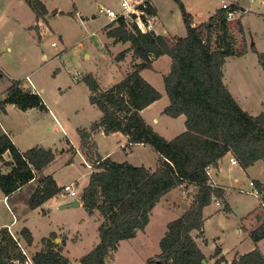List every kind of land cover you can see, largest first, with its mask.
<instances>
[{"label":"trees","instance_id":"trees-1","mask_svg":"<svg viewBox=\"0 0 264 264\" xmlns=\"http://www.w3.org/2000/svg\"><path fill=\"white\" fill-rule=\"evenodd\" d=\"M187 35L178 37L154 32L142 33L124 21L109 23L105 34L113 44L128 43L116 59L124 60L132 53V70L117 84L102 91L91 75L83 79L89 87L90 102L101 117L89 130L79 129L81 149H87L94 171L82 190L81 201L89 216L98 215L99 243L80 259L81 264H111L120 243L137 237L150 222L153 209L174 189L186 192L189 207L179 218L167 224L159 242L160 252L147 264H264V254L257 247L228 262L216 247L210 263L197 243L204 237V210L213 201L224 199L222 187H212L206 167L217 170L221 160L232 155L243 169L264 163V111L253 116L237 102L224 82V65L228 57L242 56L246 48L238 50V38L227 20L226 11L217 12L210 20L195 24L181 0ZM37 19L48 14L42 0H26ZM237 29L243 33L240 22ZM255 50V49H254ZM163 56L171 58V70L164 76V87L170 104L163 114L171 118L184 116L186 130L172 140L156 132L142 116V111L162 98L141 74L153 69L154 62ZM264 69V54H259ZM12 104L22 111L32 108L47 110L42 96L32 93L23 80H14L0 101V110ZM102 130L106 135L121 133L127 146L142 144L151 147L159 156L155 169L135 166L127 161L116 162L92 152L90 139ZM96 145V144H95ZM75 149L71 146V150ZM9 153L11 161L4 156ZM56 158L52 148L35 146L21 151L6 133H0V189L5 197L18 192L37 179ZM98 162V163H97ZM261 192L260 208L264 203V183L255 181ZM194 191L190 195L189 188ZM52 176H43L31 194L30 209H38L50 199L62 194ZM225 208L229 211L228 204ZM255 215L258 226L250 232L254 243L264 239V217L259 209ZM197 233L196 236L194 233ZM29 248L34 238L29 228L18 234ZM56 232L41 240L42 248L32 257L34 264H70L63 255L66 238L61 244ZM18 242L8 228L0 229V264H26Z\"/></svg>","mask_w":264,"mask_h":264},{"label":"rangeland","instance_id":"rangeland-1","mask_svg":"<svg viewBox=\"0 0 264 264\" xmlns=\"http://www.w3.org/2000/svg\"><path fill=\"white\" fill-rule=\"evenodd\" d=\"M42 1L47 6L48 14L39 23L26 0H0V101L5 99L6 90L14 80L28 82L27 77L32 79L46 105L56 113L63 126L58 128L48 117L35 124L36 127L44 125V134L36 143L50 147L56 153L55 160L46 168L48 170H45L61 172L58 177L60 182L75 183L74 187L79 193L86 186L90 171L81 157L87 160L89 151L81 149L78 130H89L101 117L100 110L90 102L89 87L83 78L93 76L100 89L105 91L120 82L137 61L132 53H128L124 60L118 61L117 55L126 50L129 44H113L105 34V27L110 20L100 14L99 9L103 6L119 10L118 0ZM221 1L181 0L185 9L193 15L196 24L210 20L220 8ZM225 1L237 3L248 11L229 21L238 38V50L246 48V53L227 58L224 65V82L234 90L243 104L246 99L243 96L246 95L249 101L257 105V109L251 114L257 116L264 110V69L259 57V54H264V0ZM153 2L160 34L164 32L166 35L186 36L187 28L180 4L176 0ZM238 22L242 24L243 33L237 29ZM170 67L171 58L165 56L157 63L155 69H145L141 74L156 89L166 94L163 78ZM41 89H44V92H41ZM165 101L160 102L156 112ZM6 111L14 122V128L28 125V120L20 117L25 115L22 114L24 111L11 104L6 105ZM5 113L0 110L2 122ZM27 113L34 114L37 110ZM152 114L154 111L145 113L146 119L151 123ZM159 119V123H153L154 130L166 139L172 140L181 134V123L176 122L174 118L162 114ZM6 127L9 128L7 124ZM117 137L104 134L92 136L89 140V145L93 147L92 152L96 150V141L101 155L117 148L115 159L130 160L141 166L156 168L159 156L151 147L134 148L128 159L126 151L120 148ZM69 142L75 146L74 152L71 151ZM19 144L20 148H27L24 143ZM66 147H69L71 152H67ZM227 157L220 169L212 173V178L225 187L224 199H217L205 208L204 237L197 238L198 245L209 259L218 246L227 260L256 247L264 254V239L256 244L250 237L253 224L258 223L255 215L250 214L259 209L264 217V207H259V197L240 193L238 190H249L251 180L264 181V163L259 161L250 168L243 169L239 164L232 165L230 156ZM90 169L94 171V165ZM236 178L239 182H236ZM30 189L18 192L6 204L0 189V225L10 224L14 215L19 219V223L13 229L17 230L23 225L29 227L33 231L35 246H40L43 237H47L50 232L63 228L69 237L67 250L71 258H78L90 252L98 242L99 222L90 218L84 208L56 209L57 199L47 203L44 212L42 207L40 210L30 209L26 198ZM188 190L191 195L194 188L190 187ZM63 197L67 199L58 198L57 201L65 202L78 198L69 195ZM226 204L230 208L229 211L225 208ZM188 207L186 192L179 189L169 192L152 211L147 227L148 235L141 234L135 242H123L111 264H147L150 257L160 252L159 242L167 230V224L179 218ZM244 226L248 230H245ZM196 234L195 232L194 235ZM74 236L78 238L76 243L71 241ZM28 253L33 257L35 251L31 248Z\"/></svg>","mask_w":264,"mask_h":264},{"label":"crops","instance_id":"crops-1","mask_svg":"<svg viewBox=\"0 0 264 264\" xmlns=\"http://www.w3.org/2000/svg\"><path fill=\"white\" fill-rule=\"evenodd\" d=\"M223 1V0H222ZM222 1H221V3H222ZM156 9V8H155ZM219 9H221V5H220V8ZM218 9V10H219ZM157 13V12H156ZM95 18V17H94ZM37 19V18H36ZM41 20H43L42 18H40V19H37V22H41ZM196 24V23H195ZM197 25V24H196ZM42 26V25H41ZM158 30H159V22H158ZM160 33V32H159ZM163 34H165L164 32H162ZM45 58H46V56L44 55L43 56V59L45 60ZM163 58H165V56H163V57H160L159 59H157L155 62H154V64H153V69H155V67H156V65H157V63L160 61V60H162ZM171 64H172V62H171ZM170 70H171V67H170ZM170 70H169V72H170ZM168 72V73H169ZM167 73V74H168ZM167 74H165V75H167ZM164 75V76H165ZM28 78H30V77H27L26 79H28ZM31 79V78H30ZM19 80H21V79H19ZM32 80V79H31ZM245 81L247 82V78H246V76H245ZM23 82H24V85H25V87H27V88H29L30 87V85H29V82H26V81H24L23 80ZM33 82V81H32ZM34 83V82H33ZM36 86V85H35ZM228 88H229V90H230V92L232 93V95L235 97V99L237 100V102L239 103V105L245 110V111H247L249 114H253V110H256L257 109V105L255 104V103H252L251 101H249L247 98H248V96H243V98H246L245 100H244V104H243V102L240 100V98H239V96H237V94H235V92H234V90H232L231 89V87L228 85ZM38 89V88H37ZM39 91V90H38ZM41 92H44V89H41ZM42 96V95H41ZM6 98V97H5ZM167 98V99H166ZM42 99H43V101H44V103H45V105H46V101H45V99L43 98V96H42ZM162 100H166L165 101V103L163 104V106L160 108V109H158V111L156 112L155 110H156V108H159V104H160V102L162 101ZM170 104V100H169V97L167 96V94H163L162 93V98L160 99V100H158V101H156L155 103H153L152 105H150L149 107H147L146 109H144L141 113H142V116H143V118L146 120V122L149 124V125H151L152 127H153V129H155L154 128V126H153V123L154 124H156V123H159V121H160V119H159V117H161V115L163 114V110H164V108L166 107V106H168ZM12 105V104H11ZM14 106V105H13ZM158 106V107H157ZM263 106H264V104H263ZM263 106H262V108H263ZM15 108H17L16 106H14ZM46 107H47V110H41V109H39V108H32V109H29V110H26V111H24L25 113H22V114H25V115H22V116H20L21 117V119H27L28 120V125H20V128H14L13 126H14V122L13 121H11V119H10V117H9V113H8V111H6V108H5V116L3 117V120H4V122H2L1 120H0V133H6V134H9L10 135V137H11V139H12V141H13V143L18 147V149L19 150H21V151H26V150H28V149H30V148H32V147H35V146H41L39 143H36L37 141H39V138L44 134L43 132H42V126H44V125H42L41 127L40 126H35V124L37 123V122H40L42 119H44L45 117H48V118H50L51 120H52V122L58 127V128H60V126L61 127H63L62 126V123H61V121L59 120V118L57 117V115H56V113L54 112V111H52V110H50V108H49V106H48V104L46 105ZM18 109V108H17ZM20 110V109H19ZM32 110H37V113H34V114H28L27 112H30V111H32ZM154 111V114H152V116L150 117L152 120V123L151 122H149L147 119H146V117H145V113H147V112H149V113H152ZM264 111V110H263ZM262 111V112H263ZM175 120H176V122H178V123H181V126H180V128L182 129L181 130V133H183L185 130H186V126H185V122H186V118L184 117V116H180V117H178V118H174ZM177 123V124H178ZM6 124L9 126V128H7L6 127ZM14 131H17L16 133H13ZM13 133V134H12ZM96 134H104L105 136H107L102 130H100V131H98V132H96L95 133V135ZM94 134H93V137L95 136ZM111 135H114V136H118L117 138H118V140L119 141H117L118 142V144H119V146H120V148H122V149H124L125 151H126V157L129 159V157L132 155V151L131 150H133L134 148H136V147H147V146H145V145H142V144H138V145H135V146H127V144H128V140H127V138L125 137V136H123L121 133H113V134H110V136ZM95 140V139H94ZM24 143L25 145H26V147L27 148H25V149H22V148H20V144L19 143ZM95 146H96V152L100 155V156H102L103 158H107V157H110L112 160H114V161H116V162H125V161H127V162H129V163H131V164H133V165H135V166H141V165H139V164H137V163H133L132 161H130V160H117V159H115L114 158V154H115V152H116V149L117 148H113L111 151H109V152H106V154L105 155H101L100 153H99V150H98V147H97V142L95 141ZM32 145H34V146H32ZM79 145H80V143H79ZM71 146L72 147H74L75 148V146L74 145H72L70 142H69V147H70V149H71ZM42 147H45V146H42ZM69 147H66V151L67 152H74L73 150H71L70 151V149H69ZM46 148H50V147H46ZM77 150V149H76ZM129 150V151H128ZM228 156V155H227ZM224 157L222 160H221V162H220V166H221V164L224 162V159L225 158H228V157ZM229 158H230V161L233 159V157H232V155H230L229 154ZM82 157V156H81ZM4 159L6 160V161H11V155L9 154V153H7L5 156H4ZM87 160H88V162H90V163H92L93 164V162L91 161V160H89V158L87 157ZM158 161H159V157H158V159H157V162H156V165H158ZM231 164H232V162H231ZM85 165V164H84ZM144 165V164H143ZM232 165H234V164H232ZM49 166V165H48ZM47 166V167H48ZM86 166V165H85ZM220 166H219V168H218V170L220 169ZM46 167V168H47ZM157 167V166H156ZM45 168V169H46ZM86 168H88L87 166H86ZM148 168V167H147ZM150 168H152V166H150ZM44 169V171H42V173L37 177V179L36 180H34L33 182H31V183H29L27 186H25L23 189H21V190H19L18 192H22V191H24V190H26V189H28V188H31L29 191H28V193H27V196H26V198H27V201H29V198H30V196H31V194L34 192V190H35V188H36V186H37V184H38V179L40 178V177H43V176H52L55 180H56V182H57V184H58V186L59 187H61V188H63V186H65V185H67V184H74V185H76L75 183H62V182H60V179L58 178L59 177V175L61 174V172H57L58 170H56V171H51V172H48V171H46V170H48V169H46L45 170ZM89 169V178H88V182H87V184H86V186L88 185V183H89V179H90V175H91V173L93 172V170H91L90 168H88ZM152 169H155V168H152ZM215 170H213V172H214ZM212 172V173H213ZM212 180L219 186V187H222L224 190H225V187L223 186V185H221V184H219L218 182H217V180L216 179H213L212 178ZM236 180V182H239V179L238 178H236L235 179ZM257 180V179H256ZM256 180H254V181H256ZM257 181H259V180H257ZM250 182V181H249ZM260 182H262V181H260ZM262 183H264V181L262 182ZM86 186H84L80 191H79V193H78V198H76V199H80V206L78 207L79 209L80 208H84V206H83V202L81 201V193H82V190L86 187ZM239 189H244V188H239ZM251 190V188H250V186H249V191ZM77 191V190H76ZM18 192H16V193H14V194H12V195H10L9 197H5V195H4V198H3V202H5V204L7 203V202H9V200L11 199V197L12 196H14L15 194H17ZM225 192V191H224ZM66 195H68V194H66ZM66 195H63V194H60V196H61V198L62 199H67V198H65V197H63V196H66ZM70 196V195H69ZM59 196H56V197H54V198H52V199H50L48 202H46L44 205H43V207H42V209H43V212L44 211H46V208H44V206H46L47 205V203H49L50 201H52V200H55V199H57V200H59V199H61V198H59ZM165 198V197H164ZM75 199V200H76ZM55 201V202H57L56 204V209H63L64 207V205L65 204H67V203H70V202H72V201H75L74 200V198L72 199H70V200H66L65 202H59V201ZM63 201V200H62ZM189 203V202H188ZM28 206H29V204H28ZM30 208V207H29ZM71 208H74V207H71ZM65 209H67V208H65ZM36 210H40L39 208L38 209H36ZM84 210H85V208H84ZM80 212V211H79ZM88 214V213H87ZM78 215V214H77ZM89 215V214H88ZM13 221L10 223V224H7V223H4V224H1L0 225V229L1 228H10L11 229V231H13V232H15L16 234H18L24 227H27V226H25V225H23V226H21L19 229H17V230H14L13 229V227L16 225V224H18L19 223V219H17L14 215H13ZM90 218H92V219H94V221L95 222H99V225H100V217L98 216V215H95V216H90ZM99 225H98V227H97V234H98V242H96V244H94V246H93V248L99 243V233H98V228H99ZM258 226V223H255V224H253V228L250 230V232L253 230V229H255L256 227ZM148 227V226H147ZM147 227H146V229L144 230V231H142V232H139V234L137 235V237L136 238H134V239H131V240H128V241H133V242H135L136 240H138V238L141 236V234H145L144 236H147L148 235V233H147ZM27 228H29V227H27ZM245 230H248V228L247 227H243ZM30 229V228H29ZM63 229V228H62ZM61 228H60V230H54V231H52V232H56L57 233V235H58V238L55 240V242L57 243V244H61V242H62V239L63 238H66V244H65V246H64V249H63V255L70 261V264H74L75 262L77 263V262H79L80 263V259L83 257V256H85V255H83V256H80V257H75V258H71L70 257V255H69V250H67V243H68V241H69V237L64 233V231L62 230ZM30 231L32 232V235H33V231L30 229ZM52 232H50V233H52ZM164 236V235H163ZM46 237V236H45ZM19 238V237H18ZM33 238H34V236H33ZM44 238V237H43ZM20 239V238H19ZM76 240V241H75ZM71 241H73V242H77L78 241V238L76 237V236H74L73 238H71ZM125 241H127V240H125ZM125 241H122L121 243H120V246H119V248L121 247V245H122V243L123 242H125ZM20 242H21V244L27 249V251H29V249H31V248H33V250L35 251V252H37V251H39L41 248H42V245H41V242L39 243V245L40 246H35V244H33V246H31V247H27L26 246V244H25V242L22 240H20ZM34 242H35V240H34ZM198 243V242H197ZM93 248L91 249V250H93ZM119 248H118V250H119ZM255 249V248H254ZM253 249V250H254ZM90 250V251H91ZM222 250V249H221ZM252 251V250H251ZM251 251H249V252H251ZM118 252V251H117ZM30 253V252H29ZM89 253V252H88ZM87 253V254H88ZM245 253H248V252H245ZM245 253H240V254H236V256H238V255H242V254H245ZM156 255V254H155ZM154 255V256H155ZM223 255V252L221 253V256ZM224 256V255H223ZM235 256V257H236ZM212 257V256H211ZM225 257V256H224ZM234 257V258H235ZM151 258V257H150ZM226 258V257H225ZM233 258V259H234ZM233 259L232 260H227V258H226V260L228 261V262H232L233 261ZM209 261H210V263H213L214 261H215V259H209Z\"/></svg>","mask_w":264,"mask_h":264},{"label":"built area","instance_id":"built-area-1","mask_svg":"<svg viewBox=\"0 0 264 264\" xmlns=\"http://www.w3.org/2000/svg\"><path fill=\"white\" fill-rule=\"evenodd\" d=\"M118 1H119V10H114L112 8H106L101 6L99 9V13L107 17L110 20V23L124 21L128 27L140 31L142 33L154 32L156 34H160L158 30L157 13L153 0H118ZM247 1L253 2L254 0H247ZM221 9L226 11L228 21L233 20L236 15L244 14L248 11L246 8L241 7L237 3L229 2L225 0H223L221 3ZM53 45H55V43ZM27 81L29 82L30 85L29 89L31 90V92L39 94V91L35 86V84L32 82V80L28 78ZM7 135L10 137L9 134ZM82 159L84 160V163L88 168L93 167V165L89 164L87 160L84 159L83 156ZM231 162L232 164H238L237 160L234 158L231 160ZM213 170L214 169L211 166L206 167V172L211 178L209 184L212 187H218V185L212 180ZM249 186L251 188L250 191L244 189H238V190L240 193H247L260 198L261 192L256 186L254 180H251L249 182ZM62 189H63L62 190L63 195L68 194L72 197H77L78 195L74 187V184H67L63 186ZM262 205L264 207V203ZM9 232L11 233L13 238L18 242L21 253L26 257L25 263L34 264L32 257L28 253L27 249L21 244L18 236H16V234L13 231H11L10 228H9Z\"/></svg>","mask_w":264,"mask_h":264},{"label":"water","instance_id":"water-1","mask_svg":"<svg viewBox=\"0 0 264 264\" xmlns=\"http://www.w3.org/2000/svg\"><path fill=\"white\" fill-rule=\"evenodd\" d=\"M80 206V199H76L75 201H72L70 203L65 204L63 207L64 208H71V207H79ZM207 262L204 261V264Z\"/></svg>","mask_w":264,"mask_h":264}]
</instances>
